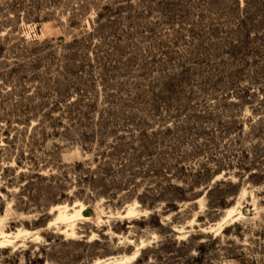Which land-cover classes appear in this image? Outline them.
I'll return each mask as SVG.
<instances>
[{
  "label": "rangeland",
  "instance_id": "374dc122",
  "mask_svg": "<svg viewBox=\"0 0 264 264\" xmlns=\"http://www.w3.org/2000/svg\"><path fill=\"white\" fill-rule=\"evenodd\" d=\"M0 231V264H264V0H0Z\"/></svg>",
  "mask_w": 264,
  "mask_h": 264
},
{
  "label": "bare ground",
  "instance_id": "6f19581e",
  "mask_svg": "<svg viewBox=\"0 0 264 264\" xmlns=\"http://www.w3.org/2000/svg\"><path fill=\"white\" fill-rule=\"evenodd\" d=\"M80 211V210H79ZM232 214V212H228V214H227V216H226V218L224 219V221H226V220H234L233 219V216L231 215ZM76 215H79V213L78 214H76ZM234 215V214H233ZM236 215H238V214H236ZM79 217V216H78ZM238 217V216H237ZM237 217H235V218H237ZM60 218H61V216H60ZM81 218H82V215H81ZM82 219H85L86 220V218H82ZM239 219V218H238ZM229 220V221H230ZM236 220V219H235ZM9 238H10V236H6L4 233H2L1 231H0V250H4V249H6V248H8V247H10L11 246V244L13 243L12 241H10L9 240ZM137 256V254H135V256L134 257H136Z\"/></svg>",
  "mask_w": 264,
  "mask_h": 264
}]
</instances>
